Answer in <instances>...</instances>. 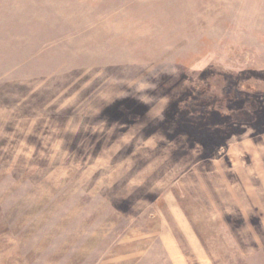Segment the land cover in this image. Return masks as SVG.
Masks as SVG:
<instances>
[{
	"label": "rangeland",
	"instance_id": "374dc122",
	"mask_svg": "<svg viewBox=\"0 0 264 264\" xmlns=\"http://www.w3.org/2000/svg\"><path fill=\"white\" fill-rule=\"evenodd\" d=\"M0 264H264V0H0Z\"/></svg>",
	"mask_w": 264,
	"mask_h": 264
}]
</instances>
